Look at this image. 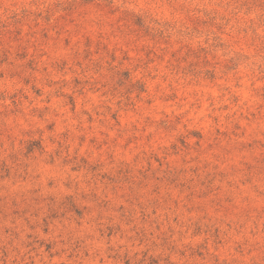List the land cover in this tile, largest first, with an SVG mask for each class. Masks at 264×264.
Instances as JSON below:
<instances>
[{"label":"rangeland","instance_id":"obj_1","mask_svg":"<svg viewBox=\"0 0 264 264\" xmlns=\"http://www.w3.org/2000/svg\"><path fill=\"white\" fill-rule=\"evenodd\" d=\"M0 264H264V0H0Z\"/></svg>","mask_w":264,"mask_h":264}]
</instances>
